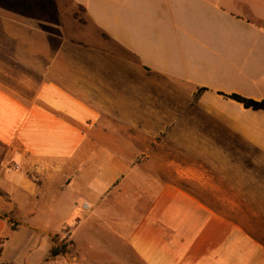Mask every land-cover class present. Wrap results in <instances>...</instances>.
Masks as SVG:
<instances>
[{"label":"crops","instance_id":"1","mask_svg":"<svg viewBox=\"0 0 264 264\" xmlns=\"http://www.w3.org/2000/svg\"><path fill=\"white\" fill-rule=\"evenodd\" d=\"M231 94L264 100V0H0V264H264V111Z\"/></svg>","mask_w":264,"mask_h":264},{"label":"rangeland","instance_id":"2","mask_svg":"<svg viewBox=\"0 0 264 264\" xmlns=\"http://www.w3.org/2000/svg\"><path fill=\"white\" fill-rule=\"evenodd\" d=\"M6 82V81H5ZM12 82V81H11ZM13 83V82H12ZM5 153V150L0 148V157L1 155ZM1 164V162H0ZM12 168L11 163L8 165V168ZM77 191V189H75ZM78 194V192H76V195ZM63 196H64V201H68V202H74V184L70 185L68 188H66L65 192H63ZM79 197H81L79 194L77 195ZM87 197L89 198L90 195L87 194ZM82 203V202H81ZM15 210H12L10 212V215L12 217L16 216V212H14ZM28 213L31 214H35L34 218H37V220H42V219H48V218H54L56 217L58 220L56 221V224L53 225V227H59L60 224H62V232L61 234L64 236V239L62 241V244H65L68 246V241H67V237L64 234L67 229H69L72 225H74V210H70V209H64L60 214H54V209L51 207H45L43 206H39L38 208L32 209V211L30 212V210H27V215ZM19 233H23L22 230H20Z\"/></svg>","mask_w":264,"mask_h":264},{"label":"trees","instance_id":"3","mask_svg":"<svg viewBox=\"0 0 264 264\" xmlns=\"http://www.w3.org/2000/svg\"><path fill=\"white\" fill-rule=\"evenodd\" d=\"M229 98L241 103L245 108H251L253 110H263L264 111V100L255 101L249 98L242 97L237 94H231L228 96ZM2 217H11L10 213H2L0 214ZM67 252V245H54L50 250V256H57L59 254Z\"/></svg>","mask_w":264,"mask_h":264}]
</instances>
